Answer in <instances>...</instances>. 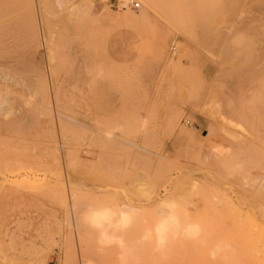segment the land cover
Returning <instances> with one entry per match:
<instances>
[{
  "label": "rangeland",
  "instance_id": "374dc122",
  "mask_svg": "<svg viewBox=\"0 0 264 264\" xmlns=\"http://www.w3.org/2000/svg\"><path fill=\"white\" fill-rule=\"evenodd\" d=\"M82 1L43 22L41 0H18L3 33L32 77L50 43L60 75L27 76L1 115L0 264H120L121 238L142 244L137 264H264V0H158L133 22L123 0L76 17ZM72 205L141 211L104 241ZM169 210L181 225L164 247Z\"/></svg>",
  "mask_w": 264,
  "mask_h": 264
},
{
  "label": "bare ground",
  "instance_id": "6f19581e",
  "mask_svg": "<svg viewBox=\"0 0 264 264\" xmlns=\"http://www.w3.org/2000/svg\"><path fill=\"white\" fill-rule=\"evenodd\" d=\"M93 1L94 0H83L82 2H79L77 4L75 3L73 6H71V13L73 15H75L76 17H78V16L81 17L84 13H87V8H85V7L88 6V5H90V4H92ZM128 1L129 0H123L122 4H123V7H124V11L121 12V13H119V16H121V18H123L124 20L131 21V22L137 21V20H140V19H147V17H149V15H150V12L151 11H155L156 10L155 9L156 8V5L159 4L158 0H142L144 2V4H145V7H143L140 10H138L137 11L138 13L134 15V14H132L130 12V7L128 6ZM27 3H28V1H27ZM41 3H42V6H43V12H44L43 13V22H44V21H48V19H49L48 16H49L50 12H52L53 10L58 9V10H61L62 11L64 9H66L67 6H68V4L70 3V0H41ZM31 6H32V4H31ZM17 7H18V0H0V119H1V115L3 113L10 112L11 111V110H8L13 105V98L11 97V94L14 93V92H16L17 91V88H19L21 90H26V91H30V89H31V87H30V84L31 83H29V79H27V76L29 78L32 77L31 73H25L23 67L20 66V64H18L17 62L14 63V60H15L14 53L12 52V50L8 46V45H11V42L12 41H15V40H11L10 39V40H8V42L7 41L6 42L3 41V33H10L13 30V28H14V26L16 24ZM198 16H199V14H198ZM82 21L83 20H81V22ZM194 21H195V19H194ZM196 21H195V23H196ZM45 40H46V38H45ZM49 42H50V40H49ZM38 46H41V43H39ZM43 47H44V53H45L44 55H46L49 58V60H50V66L47 67V72L45 70H43V71L40 70V69L37 70L36 71L37 73H36V75L34 77H36L35 79H39L40 78L39 79V81H40L41 80V76L44 79H46V76L48 75V80H49V83L51 84L52 83V80H53V77H54V73L56 75V72H57V75H60L58 73V71L60 72V69L55 72L54 71L55 69L51 65V63H53V61L56 60L55 49H53V47L48 42H44V46ZM42 51L43 50H39L40 55H41ZM175 53H176V51H175ZM56 67L57 66H55V68ZM34 77H32V78H34ZM56 80H59V79H56ZM43 83H45V82H43ZM46 85H47V83H46ZM51 85H54V81H53V84H51ZM215 109H216V107H215ZM59 114L61 116V113H59ZM1 130H2V127H1V122H0V131ZM107 137H109V136H107ZM63 148L65 150V153H67V151H68L67 147L64 145ZM56 151H57V155H59V147L58 146L56 147ZM218 173H220V172L217 171V174ZM262 173H264V171ZM262 173L259 172V175H262V177H263V174ZM257 175L255 176L256 177V180H257ZM259 175H258V178H259ZM259 179L257 181V184L259 182ZM68 180H69L68 183L70 184V186L74 187V186H77L78 185V182L76 181L75 176L72 173H68ZM263 193H264V191H263ZM175 202H177V201H175ZM167 204H169V203L167 202ZM173 204H175V203H173ZM169 205H171V204H169ZM176 205H177V203H176ZM176 205H175V207H176ZM170 207L173 208L174 205L173 206H170ZM169 208H167V209H169ZM163 210L164 209H162L161 211L163 212ZM139 211H141V209H138V208H135V207H132V206H129V205H123L121 208H119L117 206L101 207V205H100V207L95 206V207H92V208L86 209V210H82L77 205H72L71 210L69 212V218H70V220H72L71 222H73L79 229H82L86 224L100 227L101 228L100 239L105 241V240L111 239V236H112V235H110L108 233V231L106 230V227H104L106 224L115 225V228H114L115 230L120 229V228H123V227H126V225H128L131 222V219H132L133 215L135 213L139 212ZM162 215H163V217L161 219V222H159L160 223V227L158 229V235H157V238H156L157 239V242L159 243L160 246L166 245V244L163 245V242H165L163 240V238H164V236H166V235H164V233L165 234L168 233V232H170V233L172 232L173 233V230H174V232H176L179 229L177 227V230H175L176 229L175 225H177L176 223H178V221H177V219H176L177 217H175V214L173 213V211H171V210L164 211V214H162ZM187 215H188V213H187ZM178 224H179L178 226L181 225L180 223H178ZM189 224H191V222H189ZM192 226H193V229H195L194 227L196 225L194 226V224H192ZM174 227H175V229H173ZM196 227L198 228V225ZM189 228H191V227H189ZM197 228H196V230L198 232V229L199 228L198 229ZM96 229H98V228H96ZM191 230H192V228H191ZM194 231L192 230V232H194ZM187 233H188V231H187ZM167 237H169V236H167ZM185 237H187V235ZM121 239H122L121 240L122 247L125 250V252L123 250V252L125 254V257L122 259V261L120 260L121 261L120 264H130L131 262H136L135 261V258H133V257L135 255L139 254V252L141 250V247H142V244H140L139 242L134 241V240L133 241H129V240H126L124 238H121ZM164 239H166V237ZM166 240L168 241L169 239L167 238ZM161 249L163 250V247H161ZM171 249H172V247H171ZM158 250H160V249H158ZM156 256L157 255H155V258H154L155 260H156ZM162 256H164V255H162ZM167 256L168 255H166L165 258ZM171 256H172V254H171ZM161 257L159 256V259H158L159 261H160V258ZM137 259H139V258H137ZM150 259H152V257ZM150 259H147V261H148L147 264H149V262H150V264H154V263L156 264V262L158 263L157 260L154 261V262L152 260V263H151V261H149ZM170 260H172V258ZM94 261H96V260H94ZM84 262H85V264H95V263H93L91 261H87V260L84 261ZM140 262H141V260H140ZM142 262H144V260ZM136 264H137V262H136ZM158 264H160V263H158Z\"/></svg>",
  "mask_w": 264,
  "mask_h": 264
},
{
  "label": "built area",
  "instance_id": "2783aa9c",
  "mask_svg": "<svg viewBox=\"0 0 264 264\" xmlns=\"http://www.w3.org/2000/svg\"><path fill=\"white\" fill-rule=\"evenodd\" d=\"M140 5H141L140 2H136V4H135L136 7H139Z\"/></svg>",
  "mask_w": 264,
  "mask_h": 264
}]
</instances>
